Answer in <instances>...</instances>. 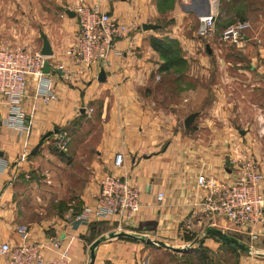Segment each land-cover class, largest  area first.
Segmentation results:
<instances>
[{"label":"crops","instance_id":"1","mask_svg":"<svg viewBox=\"0 0 264 264\" xmlns=\"http://www.w3.org/2000/svg\"><path fill=\"white\" fill-rule=\"evenodd\" d=\"M154 1L67 0L64 10L66 16L61 15L57 21L45 23L44 0H0L1 17L35 18L39 21L38 26L47 34L54 52L49 59L52 71H59L56 68L63 64L70 71V74L63 71H60L63 75L53 72L49 74L48 78L52 80L54 87V97L49 104H44L39 96V79L29 77L27 95L21 104L27 132L20 133L6 125L8 106L0 96V166L3 162L7 164L5 170L0 172L1 242L17 246L45 243L52 237H61L68 246L72 264H89L92 244L111 232L146 235L167 243L182 240L186 242L185 235H197V238L208 228H215L217 225L223 230L232 229L227 221L215 219L212 213L206 211L205 204L208 200L215 199L220 191L232 183L234 163L252 160L261 162L264 155V109L261 107L264 103L253 105L262 115L260 123L255 124L257 128L227 125L220 129L212 125L211 131L217 132H212L204 141L201 140V135L195 134L193 137L189 128H184L183 131L178 129L174 122L159 124L154 115L160 114V110L152 106L153 103L150 105L145 101L150 92H143L160 80L154 74L160 72L163 63L159 53L152 47L151 40L160 39L161 35L176 39L183 50L187 48L190 54L199 43L194 42L188 36V30L181 25L164 28L162 34L157 33L159 30L137 29L144 24L153 23L152 18L158 17V8ZM183 1L185 0H180L183 12L199 19L214 3L213 0H207L210 5L207 2L204 12L200 13L195 8L187 7ZM258 1L261 4L259 11L257 10L259 21H251L252 27L246 31L241 44L227 43L239 53L238 58L220 62L239 67V72L246 76H251L257 70L264 82V0ZM79 3L99 6L131 28L129 38L118 43L123 55L111 57V67L105 70L107 78L104 83L98 81L102 71L100 68H81L77 72L72 70L73 66L64 56L78 30L76 17H70L67 12H74ZM211 51L213 53L212 49ZM186 57L184 59L187 60ZM207 63L208 60H201L200 70ZM245 81L246 78L243 86L248 88ZM251 92L244 93L243 98H257ZM211 96L213 98L215 94L200 87L181 91L179 105H169L166 111H169L172 118V112H184L189 104H203ZM89 108H93L94 112L100 109L98 112L103 113L104 132L99 142L94 144L93 156L87 153L88 150L83 151L89 178L81 193L78 209L75 212L72 208L66 211L64 209L65 213L61 216L35 223L21 222L8 202L15 177L29 173L40 165L41 157L33 158L31 152L45 134L58 127L63 130L73 127L77 119L87 115L86 109ZM215 108L218 109L213 110L216 114L226 113L222 111L221 103ZM197 114L199 115L198 112ZM65 134L62 132L60 135ZM118 154H123L125 163L123 168L116 169L114 161ZM50 164L54 165L51 161ZM107 173L126 176L138 186L141 193V211L129 219L112 218L94 223L79 221L76 218L77 213L98 196L100 180ZM201 175L208 180H214L216 186L200 187L198 178ZM262 188L264 190V185ZM161 193L164 194V199L159 202L158 196ZM20 228L25 230V235L19 234ZM245 237L248 236L244 235ZM250 243L253 246H247L257 249L259 256H237L238 264H264V226L260 228L259 240ZM218 245L214 239L208 238L202 246L213 250ZM49 258L50 255L47 254V259ZM150 259V251L140 242L108 239L97 247L95 264H141V260L150 264Z\"/></svg>","mask_w":264,"mask_h":264},{"label":"rangeland","instance_id":"2","mask_svg":"<svg viewBox=\"0 0 264 264\" xmlns=\"http://www.w3.org/2000/svg\"><path fill=\"white\" fill-rule=\"evenodd\" d=\"M213 1L212 9L217 13V32L214 37L209 39L197 35L201 20L194 15L184 13L180 6V0L154 1L158 8V17L152 18L153 23L151 24L160 26L157 29L159 31L155 30L158 34H162L163 29L169 26L181 25L188 30V36L199 44L195 51L190 54L187 48L183 50L180 43L174 39L178 43L175 48L179 51V58L180 56L183 59L186 56L188 57H186L187 60L184 59L185 65L178 66L167 73L156 72L154 75L160 77V80L156 85H151V87L143 90V92H150V96H146L145 101L150 105L153 103L152 106L158 107V110H160V114L154 115L159 124L174 122L178 129L183 131L185 119L198 112V117L188 130H191L193 137L195 134L201 135L203 141L212 132H217L215 130L211 131L212 125L220 129L227 127V125L239 128H257L255 124L260 123L262 115L259 114L260 110H257L253 105L264 103V82L261 81L262 78L257 70L253 71L251 76H246L239 72V67L229 66L227 62H220V60L227 61L235 59V57L237 59L239 54L235 52L232 46L221 41L222 32L238 22L250 21L251 23L255 19L258 22L260 17L258 13L259 5L261 4L258 0ZM44 2L45 23L57 21L61 15L66 16L64 10L67 0H44ZM183 2L187 7L195 8L200 13L204 12L205 5L207 6L204 0H185ZM210 8L208 7V10ZM1 16L2 14H0V47L11 50L28 49L33 52H41L43 42L40 29L42 28L38 26V20L23 17L6 19ZM137 29L142 30L140 27H137ZM45 35L47 36V34ZM161 36H159L160 39L173 40ZM208 45L213 50L211 55L207 52ZM203 59L208 60V63L201 68L202 72L199 65ZM245 78L248 88L243 86ZM197 87L208 90L210 94L214 93L215 96L205 99L203 104L196 106L188 103L189 105L184 112H172L174 116L171 118L169 111H166L167 106L179 105L181 101L180 92L191 91ZM215 89H217L216 92H214ZM249 91L256 94L257 98L253 96L251 100L244 99L243 94L249 93ZM218 103L222 104V111L226 112L225 114L214 113L213 110L218 111L215 108ZM250 105L252 106L250 107ZM261 109H264V105ZM98 111H95L92 117L84 114L69 129L63 130L58 127L61 133H66L63 136H69L70 138L67 153H64L61 148V133L53 135L43 144L44 149L42 146L37 155L33 156V158L41 157L40 165L29 173L15 177L11 186V199L8 202L21 222L35 223L61 216L69 208H72L73 212L78 209L81 193L89 178L83 151L88 150L87 153L93 156L95 153L94 144L99 142L104 132L103 113ZM211 111L213 112L211 113ZM84 143H86L85 146ZM53 148H57V150L55 151ZM50 161L54 165L50 164ZM68 204L72 206L70 207ZM220 227L217 225L215 228L236 238L246 246L251 245L250 238H244L242 232L233 228L223 230ZM196 236H189L192 237L190 241L185 239L186 242L182 240L167 242V244L177 248L188 247ZM214 242L219 245L213 250L206 249L201 243L195 245L193 250L188 253L158 250L141 244L146 250L150 251V264H238L236 257L246 256L243 251L233 249L217 239H214ZM141 264H146V261L141 260Z\"/></svg>","mask_w":264,"mask_h":264},{"label":"built area","instance_id":"3","mask_svg":"<svg viewBox=\"0 0 264 264\" xmlns=\"http://www.w3.org/2000/svg\"><path fill=\"white\" fill-rule=\"evenodd\" d=\"M73 11L76 14L78 30L64 54L68 63L73 66L72 70L80 72L81 68L88 70L93 67L107 70L111 67L112 56L123 55L118 43L129 38L130 26L99 6L79 3ZM200 20L199 36L205 39L214 37L217 32V13L214 9L206 11ZM251 27L248 21L231 25L222 32L221 40L239 45ZM49 59L41 52L0 47V96L8 106L5 123L20 133L27 132L21 104L27 95L29 77L39 79L38 93L44 104H49L54 97L53 82L48 78L49 74L43 72ZM56 69L70 74L69 67L65 64ZM86 110L88 116L94 112L93 108ZM60 137L61 148L66 152L69 138L63 135ZM124 163L123 154H118L114 167L123 168ZM233 165L232 183L220 191L215 199L208 200L205 209L215 219L227 221L232 228L255 242L259 240L260 228L264 226V155L260 163L252 160ZM6 167V162H3L0 172ZM99 185L98 196L77 213L76 218L79 221L94 223L112 218L129 219L141 211L140 190L126 176L107 173L102 176ZM198 185L208 188L216 186V182L201 175ZM163 199L164 194H159L158 201L162 202ZM25 233L24 229H19L20 235ZM47 254L50 255L49 259ZM0 264H72V260L64 240L61 237H52L45 243L17 246L0 241Z\"/></svg>","mask_w":264,"mask_h":264},{"label":"water","instance_id":"4","mask_svg":"<svg viewBox=\"0 0 264 264\" xmlns=\"http://www.w3.org/2000/svg\"><path fill=\"white\" fill-rule=\"evenodd\" d=\"M204 1H206V3H207L209 0L208 1L204 0ZM208 3L210 5V2H208ZM67 14L70 17H76V14L74 12L68 11ZM159 28H160V26L154 25V24H144L142 26V29L144 31L157 30ZM41 38H42V42H43L41 54L46 58L53 57L54 52L52 50L49 39L45 35L44 32H41ZM207 50H208L209 54L212 53L209 46H207ZM43 72L45 74H51L53 72L49 62L46 64ZM53 73L58 74V75H63V73L60 71H56ZM106 78H107L106 73L104 70H102L99 74L98 81L100 83H104V82H106ZM197 117H198L197 113H194V114H191L190 116H188L184 121L185 128L188 129L194 123V121ZM60 133H61V130H59L58 128H55L53 131L45 134L41 138V140L39 141L38 145L33 149V151L31 152V155L32 156L36 155L39 152V150L41 149V147L43 146V144L45 143V141L49 140L53 135H58ZM55 150H57V148H55ZM209 233L214 234L215 236L218 237V239L221 242H223L224 244H226L229 247H232L233 249L241 250L244 253L252 255V256H259L257 249L252 248L250 246H246L245 244H242L236 238L231 237V236L227 235L225 232H223L222 230H219L216 228H208L204 234L197 237L192 242V244H190L188 247H184V248H177L175 246L167 244L166 242L153 239L150 236H146V235H133V234H130L127 232H111L107 237H104L101 240H98L94 244H92V246L90 248V262H89V264H95L97 247L104 240H108V239H129V240H134V241L140 242L142 244H145V245L153 247V248H157L158 250H166V251H170V252H174V253H188V252H191L193 250L194 246L197 245L202 239H204Z\"/></svg>","mask_w":264,"mask_h":264},{"label":"trees","instance_id":"5","mask_svg":"<svg viewBox=\"0 0 264 264\" xmlns=\"http://www.w3.org/2000/svg\"><path fill=\"white\" fill-rule=\"evenodd\" d=\"M151 45L154 48V50L159 53L163 61L159 69L160 72L167 73V72L172 71L173 69H176V67L178 66H181L183 64L185 65V60L181 56L179 58L178 56L179 51L175 48V46L178 45L177 41L152 38ZM191 238L192 237L185 236V239H187L188 241L192 240ZM208 238H214V239L219 240L217 236H215L212 233H209L197 245H200L201 243L204 242L205 239H208Z\"/></svg>","mask_w":264,"mask_h":264}]
</instances>
